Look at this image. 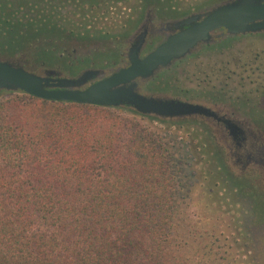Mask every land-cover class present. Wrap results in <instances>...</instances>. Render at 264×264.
Segmentation results:
<instances>
[{
	"label": "trees",
	"instance_id": "1",
	"mask_svg": "<svg viewBox=\"0 0 264 264\" xmlns=\"http://www.w3.org/2000/svg\"><path fill=\"white\" fill-rule=\"evenodd\" d=\"M40 35L23 29L8 49L28 53ZM19 93L0 101V264H224L186 257L160 135L110 108Z\"/></svg>",
	"mask_w": 264,
	"mask_h": 264
},
{
	"label": "flooded vegetation",
	"instance_id": "2",
	"mask_svg": "<svg viewBox=\"0 0 264 264\" xmlns=\"http://www.w3.org/2000/svg\"><path fill=\"white\" fill-rule=\"evenodd\" d=\"M238 1L216 0L209 6L181 14L164 13L159 8L160 3L154 2L151 6L152 3L147 2L144 7L142 5L139 20L132 19L120 35L122 37L114 39L107 34L116 27L119 18L113 11V0H0V22L6 21L8 27L0 29V43L3 44L0 46V63L54 80L82 82L80 86L70 88L83 91L129 68L130 53L136 47L138 58L144 60L170 37L202 23L216 9ZM7 2L10 6H1ZM261 3L264 4V0ZM78 17L82 24L93 22L97 28H106L97 34V38L101 39L98 41L102 47L113 46V51H110L112 62H99L102 59L99 55L96 60L88 59L92 31L82 32L86 25L77 29L75 21ZM257 24L261 25L257 30L241 33L217 28L210 32L208 39L199 41L184 56L173 59L168 65H161L148 77L135 79L132 85H136L135 92L141 97L198 108L191 115L159 119L181 121L198 129L210 143L209 151L214 152L212 159H219L224 169L228 170L230 165L237 170L234 180L248 176L256 188H263L264 45L261 44L264 42V21ZM31 25L34 26L32 29ZM23 29L40 32V36L49 39L38 40L42 45L24 54L22 51L25 49L17 43L11 44L15 46L14 50L8 49L10 37ZM191 59L195 61V66H190L195 78L188 75L185 78L194 81L188 80L189 84H195L193 89H188L185 94L154 91L159 83L154 85L153 82L160 74ZM38 60L40 63H36Z\"/></svg>",
	"mask_w": 264,
	"mask_h": 264
},
{
	"label": "rangeland",
	"instance_id": "3",
	"mask_svg": "<svg viewBox=\"0 0 264 264\" xmlns=\"http://www.w3.org/2000/svg\"><path fill=\"white\" fill-rule=\"evenodd\" d=\"M113 1V11L119 18L116 27L110 29L107 34L114 39H120L132 19L139 20L144 3H152L151 6L154 2L160 3L162 12L181 14L204 8L216 0ZM75 23L77 29L86 25L82 32L92 31L88 59L96 60L99 55L102 56L99 62H112L113 54L110 55V51H113V46L102 47L98 41L101 39L97 38V34L106 28H97L93 22L82 24L79 17ZM102 34L105 35L106 32ZM261 45L263 46L264 42ZM36 63H40V60ZM190 66H195L192 59L160 74L153 82L154 85L155 82L159 83L153 90L158 93L185 94L188 89H193L195 84H189L188 80L194 81L185 78V75L195 78V72ZM36 68L40 69L38 64ZM21 95L19 92L0 90V101ZM110 110L121 112V115L127 118L135 117L141 125L156 132L166 143L170 154L169 165L174 175L173 192L178 213L176 228L180 229L181 239L187 243L184 249L186 257L201 258L210 255L224 264H264V176L263 188H256L248 176L234 180L237 170L230 165L228 170L224 169V164L222 165L219 159L214 161V152L209 151L211 146L205 134L189 127L187 123L141 117L123 108ZM224 147L230 152L225 144Z\"/></svg>",
	"mask_w": 264,
	"mask_h": 264
},
{
	"label": "water",
	"instance_id": "4",
	"mask_svg": "<svg viewBox=\"0 0 264 264\" xmlns=\"http://www.w3.org/2000/svg\"><path fill=\"white\" fill-rule=\"evenodd\" d=\"M158 1V0H156ZM264 21L261 0H239L237 3L213 11L202 23L170 37L158 50L144 60L138 58V47L130 53L131 66L86 90H74L82 82L54 80L39 76L8 63H0V90L24 92L53 102L126 109L141 117H180L194 114L198 108L176 102H163L139 96L132 82L148 77L161 65L181 58L199 41L208 39L211 31L225 28L230 33L255 31ZM87 77L89 75H86Z\"/></svg>",
	"mask_w": 264,
	"mask_h": 264
}]
</instances>
